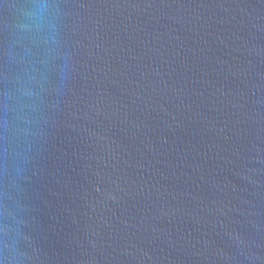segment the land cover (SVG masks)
<instances>
[{"label": "water", "instance_id": "1", "mask_svg": "<svg viewBox=\"0 0 264 264\" xmlns=\"http://www.w3.org/2000/svg\"><path fill=\"white\" fill-rule=\"evenodd\" d=\"M0 264H264V0H0Z\"/></svg>", "mask_w": 264, "mask_h": 264}]
</instances>
